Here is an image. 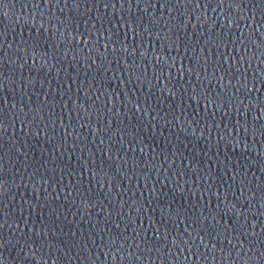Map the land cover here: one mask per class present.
<instances>
[{"label":"water","instance_id":"1","mask_svg":"<svg viewBox=\"0 0 264 264\" xmlns=\"http://www.w3.org/2000/svg\"><path fill=\"white\" fill-rule=\"evenodd\" d=\"M0 264H264V0H0Z\"/></svg>","mask_w":264,"mask_h":264}]
</instances>
